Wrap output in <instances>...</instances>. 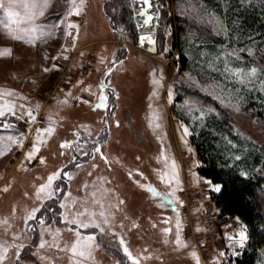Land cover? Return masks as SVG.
I'll return each instance as SVG.
<instances>
[{
  "label": "rangeland",
  "instance_id": "obj_1",
  "mask_svg": "<svg viewBox=\"0 0 264 264\" xmlns=\"http://www.w3.org/2000/svg\"><path fill=\"white\" fill-rule=\"evenodd\" d=\"M155 2L161 5L160 22L163 24V32L156 39L155 51L140 48L139 33L133 22L132 4L129 0H85V8L81 15L68 18L80 26V31L77 34L75 29L72 30L73 36H76V47H69L67 59L62 57L56 60L51 59L63 51L62 45L70 44L71 37L64 36L63 25L55 35L39 41L36 45L14 40L0 32V48L12 49L10 56H0V87L15 89L17 93L28 97L27 101H18L20 103H27L34 108L38 104L36 115L43 114L42 120L45 122L43 127L47 126L49 115L55 122V132L47 137L38 153L46 157V163L41 164L38 159L31 162L25 161L24 154L21 155V151L17 152L15 145L0 156V181L11 169L8 176L0 182V220L8 218L11 227L5 234V226L0 225V237L11 242V233L22 231L23 209L31 208L38 203L34 195L35 185L42 182L41 178H46L50 171L62 164H68L71 155H59L60 141L74 139V130L80 126H84L80 128L82 135L87 137L91 134L93 140L96 139V133L101 128H106L107 133H101L104 141L101 144V150L108 157V164L100 158L99 154H96L94 159L89 157L79 170L75 169L73 163V166L66 170L75 171L76 175L71 182L67 181L65 191L70 190L73 195L83 196L85 190L81 185L85 181L91 184L97 177H103L102 182L105 186L114 189L113 195L118 194L124 201L113 221V227L119 235L123 236L134 255L143 253L141 264H196L195 259L193 260L190 255L192 250L198 253L200 264H215L212 258L218 257L219 245L209 233L205 234L203 208L206 206L212 211L213 219L222 221L224 232L234 233L237 229L233 230V224L238 222L218 214L216 210L219 208L207 198L214 191L210 190L208 184L204 182L205 178L197 172L200 165L195 166L194 162L199 159L189 136L186 137L187 144L181 140V121L176 118L170 107L177 93L181 94V102L174 105L186 120L184 123L188 122L190 127L199 122L194 120L187 111L185 101L191 98L201 103L214 106L216 104L198 89L181 83L184 73L190 72L202 82H205L208 77L224 80L220 72L207 69L206 65L202 69L199 53L203 52L207 57L215 55L221 49L240 50L239 56L242 59L240 61L233 59V64L264 69V58L258 57L264 54V40L254 36L244 43H239L234 42L235 39L230 34L225 36L221 32L218 35L217 32L220 29L210 21L213 17H221L214 10L203 5L200 0H190L195 8L201 10L200 15L191 9L187 15L184 14V5L180 3V0H155ZM52 4L54 7L44 18V22L49 24L57 23L66 10V0H52ZM176 18L194 21L218 38L215 44L206 46L199 39L189 37L185 47L189 64L185 68L180 67L178 48L174 47ZM114 28L117 29L115 32ZM227 29L229 32L228 26ZM189 33L194 31L190 30ZM165 48L170 50L165 52ZM247 49H252V52L249 53ZM81 52L84 53L83 56L80 55ZM113 53L123 63L117 64L113 72L108 77H104L103 72L111 66ZM102 57L103 63L100 62ZM53 63L58 64L59 68L52 69ZM44 68H48L49 71L45 72ZM154 68L162 70L164 81L158 95L150 99L153 90L150 73ZM78 80L91 85V93L81 92L80 86L76 84ZM101 80L110 85L107 110L93 106L98 101V85ZM261 81H264V74H258V78H254V84L237 85V87H242L241 95H255L257 92H264ZM225 83L230 84L231 81H225ZM169 86H172L174 91L171 103L167 95ZM112 89L119 93L118 97L114 94L111 96ZM69 92L68 102L59 104L58 101ZM195 92L200 95H196ZM80 96L89 102L75 99ZM150 103L160 109L161 127L159 129L154 130L148 125L147 113ZM245 104L239 113L233 109L218 107L231 112L235 119V128L239 133L248 138L262 137L258 131L260 130L258 119L250 114ZM106 111L109 114L107 124L102 119ZM112 112L115 113L114 116L111 115ZM7 119L16 127L11 130L0 128V134H6L9 131H21L25 135L28 133L23 121L12 117ZM117 120L119 125L116 124ZM27 144L28 142L25 146ZM162 148L169 158L177 161L179 179L182 181L177 195L185 203L183 209L184 203L180 204L179 200L175 202L178 211L173 210L172 205L163 197H153L135 182L139 180L141 183H152L160 192L168 194L169 185L158 178L159 171L164 169L163 161L157 159ZM188 148L192 151L189 152ZM84 159L78 156V160ZM181 159H184L183 165ZM93 163L97 165L96 168L91 167ZM109 164L111 167L108 166ZM136 169L145 175L141 177L139 172L134 171ZM130 171L133 172V177L128 176ZM89 172L91 176L88 175ZM5 187L8 188L7 191H4ZM25 193L28 195L26 196ZM14 206L17 209L15 215L12 214ZM47 208L55 213L49 205ZM178 215L181 221V236L187 242V247H179L174 243ZM216 216L218 217L215 218ZM121 222L123 227L120 226ZM187 222L189 225L193 222L196 230L199 228L195 237L187 233ZM54 227L62 229L61 247L66 243L70 244L75 238L74 233L69 230L70 226L63 221ZM165 227L172 229L166 234L167 243L164 242L165 234L162 232ZM29 235L31 236V233L24 232L16 243L23 242L24 237ZM47 239L51 240V237ZM98 241L101 242V247L94 250L95 259L90 264H116L118 260H123L124 264H131L122 252L119 239L106 235L98 236ZM38 243L39 235L36 244ZM245 247L246 244L243 248ZM243 248H237L235 251H238L240 255ZM223 251L226 260L222 264H235V258L239 255H235L232 249L227 248L226 243L223 245ZM41 255L49 256L51 261L42 260ZM14 259V249H10L5 264H13ZM21 264H74V261L69 251L61 252L51 248L38 253L36 247L28 246L22 250Z\"/></svg>",
  "mask_w": 264,
  "mask_h": 264
},
{
  "label": "snow or ice",
  "instance_id": "obj_2",
  "mask_svg": "<svg viewBox=\"0 0 264 264\" xmlns=\"http://www.w3.org/2000/svg\"><path fill=\"white\" fill-rule=\"evenodd\" d=\"M180 3L184 5L183 13L188 14L189 9L200 15L201 10L195 8V6L190 2V0H180ZM143 7L140 8L137 15L143 17V23L145 25H150L155 19L159 21L161 12L160 10L152 9L151 0H141ZM54 7L52 0H0V32H3L7 36L14 40L24 41L30 45H36L39 41L46 39L52 35H55L60 26H64V36L71 37L70 44L62 45L63 51L58 53L57 56L51 57L52 60H56L58 57L64 59L68 58L69 47H76V36H73L72 30L75 29L78 34L80 31V26L76 24L73 20L68 19L69 17L79 16L84 11L85 0H66V10L63 12L62 18L58 20L57 23H46L44 18L49 13L50 9ZM218 26L220 31L217 32L219 35L221 32L225 36L229 35L227 24L225 21L218 17H213L210 21ZM117 29L114 28L115 32ZM123 31V29H120ZM140 44L144 45L147 42L148 45L152 46L151 50L155 51L156 39L152 34L142 33L140 35ZM170 49L165 48V52ZM240 50H227L221 49L220 52L215 55H209L205 57L203 52L199 53L200 65L202 69L207 67L212 71L220 72L224 77V80H216L215 78L208 77L205 82L201 79H197L190 72H185L184 77L181 79V83H186L190 88H196L200 92L208 96L214 104L201 103L199 100L187 99L185 101V108L192 115L194 120L204 121L208 116H218L220 113L218 111V106L224 108L233 109L237 113L240 112L241 107L245 103V97L241 95L242 87L249 84H254V78H258V74H264V69L258 68L257 66H247V65H235L232 60L240 61L242 58L239 56ZM249 53L252 49H247ZM12 54V49L9 47L0 48V56H10ZM81 56L84 53H80ZM47 58V57H46ZM101 63L104 62L102 57ZM123 61L117 59L115 53L112 55L111 66L106 68L103 72L104 77H108L110 73L113 72L117 64H122ZM222 65V66H221ZM52 69L59 68L56 63L52 64ZM45 72L49 71L48 68L43 69ZM153 84L152 97L158 95L160 87L163 86L164 76L162 70L153 69L150 73ZM225 81H231L230 84L225 83ZM80 86L81 92L91 93V85H87L82 80L76 82ZM109 84L104 80H101L99 87L98 101L95 105L96 108H103L107 110L109 102L108 88ZM261 87L264 89V81H261ZM112 93L119 96V93L112 89ZM168 101L171 103L174 95L173 87L168 88ZM70 92L64 96V98L58 101L59 104H66ZM15 97V98H13ZM75 99H80L85 103L89 101L84 100L83 96L76 97ZM28 97L17 93L15 89L0 87V128L3 129H15L16 125L10 122L7 118L12 117L19 121H23L26 126L31 129H35L34 138L25 136L24 132L21 131H9L6 134H0V156H3L5 151L12 147L13 145H19L21 149L25 148L26 139L32 140L30 146L24 151V160L31 162L38 159L41 164L46 163V157L44 155H38L41 151L42 145L45 143L47 137L51 136L55 132L54 120L51 115L48 117L47 126L37 127V115L36 109L39 108L37 104L34 107L29 106L27 103H20L18 101H27ZM111 115H115L114 112ZM148 125L149 127L159 129L161 127V112L158 106H153L151 103L148 105ZM103 122L107 124L109 122V114L106 111L105 115L102 117ZM119 125V121H116ZM80 126L74 130V139H63L59 143L61 149L59 155L66 156L71 155V159L68 161L67 165H60L55 168V170L50 171L46 178H41L42 182L35 185L34 195L38 203L31 207H25L23 209V224L24 228L21 232H12V240L9 242L4 238L0 237V264H5L6 259L9 255V250L14 249L15 259L13 264H21V254L22 250L29 245H34L38 253H41L45 249L55 248L59 251H69L72 254L74 264H90L94 261V250L101 247V242L98 241V236L103 237L110 235L113 239H119V244L122 252L126 256L127 260L131 264H141L140 255H134L132 250L127 246L123 236L116 232L113 227V221L116 218L117 212L121 210V205L124 201L119 198L118 194L113 195L114 189H110L105 186L102 182L103 177H97L95 180L89 184L85 181L81 186L85 190V195L76 196L73 195L70 190L65 191L61 185H64V181L71 182L76 175L75 171L66 170L68 167H72L73 163L75 169L79 170L84 164L85 160H78L79 157L84 158H95L96 154H99L100 158L108 164V157L101 150V144L103 137L101 133H107L108 129L101 128L99 132L96 133V139L93 140L91 134L87 137L82 135ZM180 127L182 129L181 140L187 144L188 141L186 137L191 135V129L187 123L181 122ZM231 143V141H229ZM191 152L192 149L188 148ZM55 155L56 153H52ZM78 154V156H77ZM233 160V165L238 162L241 158L240 156H231ZM158 160L163 161L164 169L159 171L158 178L163 183L169 185L168 194L165 195L160 192L155 185L152 183H141L139 180L135 182L143 189H146L153 197H163L167 203L171 204L173 210H176L175 202L179 200L180 204L184 201L179 199L177 195V190L182 184L179 179V170L177 161L174 158H169L166 152L161 150L160 155L157 157ZM200 161H195L194 165L199 166ZM111 167V165H108ZM92 168H96L97 165L93 163ZM139 172L138 169L134 170ZM91 176V172L88 173ZM139 175L143 177L145 174L139 172ZM241 176H247L246 171H240ZM129 177H133V172H128ZM205 183L208 184L210 190L215 193L223 195L225 185L220 182H215L212 178H205ZM67 187V185H65ZM8 188L5 187L4 191ZM27 196L28 193H25ZM51 202L53 204L59 203V209L56 213H52L50 209L47 208V203ZM17 209L14 206L12 209V214L15 215ZM220 212V209L216 210ZM47 213V214H46ZM63 221L64 224L70 226V231L74 233V239L70 244H64L61 247L60 234L62 229L60 227H54L59 221ZM236 222H240V217L235 218ZM0 225L5 226V234H7V229L11 227L8 218L0 220ZM121 227H123V222H121ZM135 226V225H133ZM39 229V243L36 244L32 240L31 236H25L23 242L16 243L24 232L32 233ZM88 230V231H82ZM199 230V228H197ZM172 231L171 228L165 227L162 232L165 234V243L168 242L167 235ZM51 237V240L47 239ZM223 238L226 241V246L232 249L235 255H239L237 248H243L246 242L249 240V230L248 226L242 222L239 223L238 229L232 232H224ZM174 243L179 247H187V242L182 239L181 236V221L179 215L176 219V231ZM190 255L195 259L196 264H200V257L195 250L190 252ZM225 253L223 250L219 252L218 257H213L215 264H222L223 257ZM41 259L45 261H51V258L47 255H41ZM116 264H124L123 260H118ZM264 264V262H262Z\"/></svg>",
  "mask_w": 264,
  "mask_h": 264
},
{
  "label": "trees",
  "instance_id": "obj_3",
  "mask_svg": "<svg viewBox=\"0 0 264 264\" xmlns=\"http://www.w3.org/2000/svg\"><path fill=\"white\" fill-rule=\"evenodd\" d=\"M206 7L214 10L229 27L234 42H246L254 36L264 40V0H200ZM174 47L178 48L180 67L189 64L186 55V41L189 37L199 39L206 46L215 44L217 37L201 25L184 18H176ZM193 30L194 33H189ZM259 54V53H258ZM264 58V54L258 56ZM113 93H111L112 96ZM196 95H200L195 92ZM113 100V97H111ZM245 108L258 119L259 134L262 137L242 135L236 130L234 116L230 111L219 108L218 116H208L204 121L190 125V142L199 159L197 172L203 178H212L225 185L223 195L211 193L220 215L240 220L248 226L250 238L241 254L235 258V264H262L264 262V92L255 95L245 94ZM182 96L174 97L171 111L181 122L183 115L175 108ZM217 106V105H215ZM188 123V122H187ZM231 141V143H229ZM240 156L235 162L231 156ZM89 158H85L87 161ZM247 176H241L240 171ZM67 181L61 187L66 190ZM56 213L59 203L48 202ZM59 221L56 225H60ZM37 243L38 233H31ZM34 247V245H29ZM121 255V254H120Z\"/></svg>",
  "mask_w": 264,
  "mask_h": 264
},
{
  "label": "built area",
  "instance_id": "obj_4",
  "mask_svg": "<svg viewBox=\"0 0 264 264\" xmlns=\"http://www.w3.org/2000/svg\"><path fill=\"white\" fill-rule=\"evenodd\" d=\"M42 119H43V114L42 113H39L38 116H37V125H36L37 127L43 126L44 121ZM24 125L26 126V124H24ZM26 128H27L28 133L25 136L33 137V134H34L35 129L33 128V129L29 130V128L27 126H26ZM29 141H31V138L30 139H26L25 144L27 142H29ZM184 188H186V186ZM184 193L185 192H183V194ZM207 198L209 200H212L213 203H214V200H213L212 196H208ZM184 206H185V203L183 204V209H184ZM218 214H220V212H218ZM202 215H203V217L205 219V224H203V229H205V234L206 233L207 234L209 233L210 237L216 242L217 245H219V247H217V250L218 249H219V251L223 250V245H225L226 241L223 238L224 231H223L222 224H221L222 221L220 222V220L213 219L214 216H213L212 211L209 208H207L206 206L203 208ZM217 217L218 216H216L215 218H217ZM225 217L230 218L228 216H225ZM235 218L236 217L231 218V219L232 220H235ZM227 221H228V219H227ZM188 222H187V228H186L187 229V233L188 234L191 233V235L193 237H195L196 236V233H198V232L195 229L193 222H192L193 225L191 223L189 225ZM240 222H242V221L240 220ZM240 222H238V224H235V225L233 224V230H235L234 228L238 229ZM203 245H204V243H203ZM217 256H219V253L217 254ZM225 260H226V258L223 257V261L222 262H225Z\"/></svg>",
  "mask_w": 264,
  "mask_h": 264
},
{
  "label": "bare ground",
  "instance_id": "obj_5",
  "mask_svg": "<svg viewBox=\"0 0 264 264\" xmlns=\"http://www.w3.org/2000/svg\"><path fill=\"white\" fill-rule=\"evenodd\" d=\"M130 3L132 4L131 6V11L132 13L134 11H138V7H137V4L135 2V0H129ZM160 3L159 2H155V0H153V10H160ZM135 21L136 22H139L140 21V18L139 17H134L133 19V22H134V25H135ZM136 26V25H135ZM138 29V33L142 32L143 29L141 27H136ZM150 32L152 33V35L154 36L155 39H157V36H159L160 34H162L163 32V24L160 22V18H159V21L157 22V20L154 19L151 27H150ZM140 48H143V49H146L147 47V44L145 43L144 45H140ZM183 158V157H182ZM182 160V165L184 164V159H181Z\"/></svg>",
  "mask_w": 264,
  "mask_h": 264
},
{
  "label": "water",
  "instance_id": "obj_6",
  "mask_svg": "<svg viewBox=\"0 0 264 264\" xmlns=\"http://www.w3.org/2000/svg\"><path fill=\"white\" fill-rule=\"evenodd\" d=\"M135 2H136V4H137L138 11H134V12L132 13V15H133V18H134V17H139V18H140V21H139V22H136V21H135V25H136V27H138V28L141 27V28L143 29V31L140 32V33L138 34V38H140V35H141L142 33H149V34H152V33L150 32V27H151V25H152V23H153L154 20L152 21V23H151L150 25H145V24L143 23V17L137 15V13L139 12L140 8L143 7V5L141 4V0H135ZM151 2H152V9H149V11H153V0H151ZM145 43L147 44V42H145ZM139 44H140V39H139ZM140 45H141V44H140ZM146 49H147L148 51H152L150 45H148V44H147Z\"/></svg>",
  "mask_w": 264,
  "mask_h": 264
},
{
  "label": "crops",
  "instance_id": "obj_7",
  "mask_svg": "<svg viewBox=\"0 0 264 264\" xmlns=\"http://www.w3.org/2000/svg\"><path fill=\"white\" fill-rule=\"evenodd\" d=\"M60 19V18H59ZM58 19V20H59ZM61 29H62V26H61ZM44 124H45V122H44ZM44 124H43V126H44ZM43 126H41V127H43ZM34 136H35V131H34V134H33V137L32 138H34ZM31 142H32V140L31 141H29L28 142V144H27V146H25L26 148H28L29 147V145L31 144ZM16 147H17V152H19V151H21V155L22 154H24V151H26L27 149H21L20 147H19V145H15ZM10 171H11V169L4 175V177L1 179V181L4 179V178H6L7 176H8V174L10 173ZM0 181V182H1ZM181 212H182V208H181ZM187 235V234H186ZM189 247H190V245H189ZM193 260H194V258H193ZM195 261V260H194Z\"/></svg>",
  "mask_w": 264,
  "mask_h": 264
}]
</instances>
